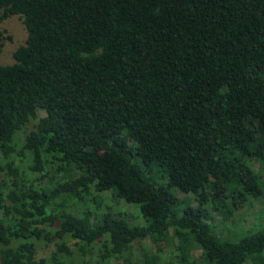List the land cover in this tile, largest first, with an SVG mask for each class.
<instances>
[{
    "label": "trees",
    "instance_id": "16d2710c",
    "mask_svg": "<svg viewBox=\"0 0 264 264\" xmlns=\"http://www.w3.org/2000/svg\"><path fill=\"white\" fill-rule=\"evenodd\" d=\"M12 15L0 264H159L133 262L144 239L162 264H264V225L232 241L209 213L264 195V0H0Z\"/></svg>",
    "mask_w": 264,
    "mask_h": 264
},
{
    "label": "rangeland",
    "instance_id": "374dc122",
    "mask_svg": "<svg viewBox=\"0 0 264 264\" xmlns=\"http://www.w3.org/2000/svg\"><path fill=\"white\" fill-rule=\"evenodd\" d=\"M0 31L2 32V39L0 41V64H7L13 61L12 53L14 49L24 43L26 31L18 15H12L0 21ZM40 114L44 115V112ZM253 168L256 171L259 169L256 161L253 163ZM179 195L181 197L183 196L181 193ZM130 213L133 215L135 211H130ZM209 213L214 217V223L217 224L218 228L220 227V235L232 241H237L240 237L248 233H253L264 225V195L258 199H248L246 203L241 205L233 213L231 219H225L215 211H209ZM132 220L143 222L139 217H135ZM219 221H221L220 224L218 223ZM146 249H148L149 254L157 253L159 255V264L169 260V254L172 250L170 246H166L165 250L163 248V251L157 252L156 247L149 239H144L143 241L136 240L132 244L133 262L142 261ZM49 250L50 247L40 249L39 255L46 256ZM199 253V251L196 252L195 250L194 257L198 258Z\"/></svg>",
    "mask_w": 264,
    "mask_h": 264
}]
</instances>
